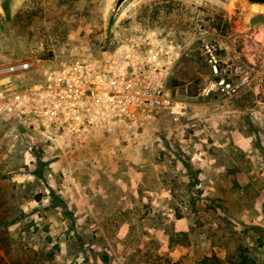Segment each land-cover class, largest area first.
<instances>
[{
  "label": "rangeland",
  "instance_id": "obj_1",
  "mask_svg": "<svg viewBox=\"0 0 264 264\" xmlns=\"http://www.w3.org/2000/svg\"><path fill=\"white\" fill-rule=\"evenodd\" d=\"M115 2L0 0V66L32 63L0 76L4 262L264 264V12L128 0L113 18ZM75 61L106 85L167 70L187 111L141 109L71 139L34 109L36 86ZM221 70L235 90L204 95ZM20 91L22 118L6 105Z\"/></svg>",
  "mask_w": 264,
  "mask_h": 264
},
{
  "label": "built area",
  "instance_id": "obj_2",
  "mask_svg": "<svg viewBox=\"0 0 264 264\" xmlns=\"http://www.w3.org/2000/svg\"><path fill=\"white\" fill-rule=\"evenodd\" d=\"M205 47L211 60L218 62L216 48L208 41L205 42ZM31 66L32 63L25 61L0 66V76L27 71ZM165 72L167 70L158 72L155 76L144 71V68L135 69L123 80L114 78L106 85L104 74L89 62H71L59 72L48 73L45 86H36V93L38 98L41 97L42 104L35 105L34 110L38 117L50 118L53 129L69 131L74 136L84 135L95 127L104 128L115 120L135 117L141 109L183 114L188 105L177 102L170 95ZM227 72L221 70L218 80L205 87L204 95L218 90L229 93L234 91L225 78ZM235 72H241L240 68L236 67ZM25 97L23 91L16 92L6 102V105L15 107L20 118L25 114Z\"/></svg>",
  "mask_w": 264,
  "mask_h": 264
},
{
  "label": "water",
  "instance_id": "obj_3",
  "mask_svg": "<svg viewBox=\"0 0 264 264\" xmlns=\"http://www.w3.org/2000/svg\"><path fill=\"white\" fill-rule=\"evenodd\" d=\"M5 5L8 8L11 0H4ZM128 0H116L114 5L113 18L117 16L119 11L125 5ZM233 5L237 8H249L252 10H260L264 12V0H232Z\"/></svg>",
  "mask_w": 264,
  "mask_h": 264
},
{
  "label": "trees",
  "instance_id": "obj_4",
  "mask_svg": "<svg viewBox=\"0 0 264 264\" xmlns=\"http://www.w3.org/2000/svg\"><path fill=\"white\" fill-rule=\"evenodd\" d=\"M190 177H192V179L194 178V174L192 173V172H190ZM195 185V183H192L191 184V186H194ZM190 191V190H189ZM192 191V190H191ZM194 192V191H193ZM171 235H172V237H173V235L174 236H177L178 235V233H176V231L174 230V229H172L171 230ZM242 251H243V249H242ZM241 255H240V261L242 262V263H244V257H246V255H245V253H240ZM0 258H1V260L3 261V263L2 264H6L5 262H4V260H5V258L3 257V256H1V253H0Z\"/></svg>",
  "mask_w": 264,
  "mask_h": 264
},
{
  "label": "crops",
  "instance_id": "obj_5",
  "mask_svg": "<svg viewBox=\"0 0 264 264\" xmlns=\"http://www.w3.org/2000/svg\"><path fill=\"white\" fill-rule=\"evenodd\" d=\"M98 130H100V132H103L104 131V128H99ZM89 132L90 131H88L87 133H85L84 135H81V136H74V135L72 136L71 135V139H79L80 140V139L84 138V136H86V135L88 136L89 135Z\"/></svg>",
  "mask_w": 264,
  "mask_h": 264
},
{
  "label": "bare ground",
  "instance_id": "obj_6",
  "mask_svg": "<svg viewBox=\"0 0 264 264\" xmlns=\"http://www.w3.org/2000/svg\"><path fill=\"white\" fill-rule=\"evenodd\" d=\"M254 11L262 12V11H260V10H256V9H255Z\"/></svg>",
  "mask_w": 264,
  "mask_h": 264
}]
</instances>
